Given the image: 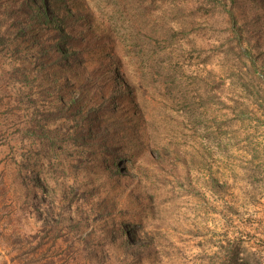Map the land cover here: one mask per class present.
I'll use <instances>...</instances> for the list:
<instances>
[{
    "label": "rangeland",
    "instance_id": "obj_1",
    "mask_svg": "<svg viewBox=\"0 0 264 264\" xmlns=\"http://www.w3.org/2000/svg\"><path fill=\"white\" fill-rule=\"evenodd\" d=\"M80 2L116 42L92 76L99 85L119 63L124 93L108 119L124 129L109 149L43 151L25 121L53 112L47 84L84 69L68 57L55 66L35 5L50 17ZM254 6L0 0V264H216L230 241L264 262V193L250 187L264 184V38L245 25L264 17V0Z\"/></svg>",
    "mask_w": 264,
    "mask_h": 264
},
{
    "label": "trees",
    "instance_id": "obj_2",
    "mask_svg": "<svg viewBox=\"0 0 264 264\" xmlns=\"http://www.w3.org/2000/svg\"><path fill=\"white\" fill-rule=\"evenodd\" d=\"M246 1L251 3L252 8L255 9L256 6L254 5L259 0ZM78 5L74 8L69 7L67 4L64 9L61 8V11H57L59 8L54 7L57 12L50 17L38 5H35L40 23L46 28L53 30L54 40L49 46L51 45L52 53L59 62L55 63V66H60V71L65 70L62 67V63L68 57L77 61L76 63L84 69L78 75H72L68 72L64 82L47 84L43 91H47L51 95L49 102L52 101L54 103L50 109L53 112L41 114L40 119L36 120V124L34 120L33 123H29V121H32L30 118V120L25 121L26 125L23 130L27 133V137L29 139L33 138L32 143L41 147L43 151L65 150L66 146L76 149L80 145L84 146L87 141L92 147L98 146L103 149H109L116 135L124 129L123 126H115L114 122L110 123L108 119V113L114 114L118 106L117 99L124 93V91L118 90V84H116L119 83L117 81L119 63L112 62L110 64L113 71L110 69L105 70L99 85L95 81L97 78L92 76L95 73V66H93L95 62L99 64L98 67L101 69L104 68L105 62L108 63L106 58L104 60L105 47L109 48L110 52H113L116 42L111 38L110 34H102V28H100L96 19H93L91 14L85 11V8H82L81 2ZM231 23L235 29L234 31H238L239 26L237 27L235 17L231 20ZM245 23L251 28L250 33L255 32L258 36L264 38V17H261L260 20L251 17ZM85 25H89L94 30L86 28ZM89 34L91 35L87 38ZM78 38H81L79 45L76 42ZM47 49H42L41 53L46 54ZM81 51L84 55L80 58L78 53H81ZM109 75H113L111 81ZM172 82H175V80L172 79ZM169 96L172 100L178 99L175 91H171ZM193 98L195 97L191 92H184L179 96V99L187 103ZM108 99L111 101V110H109ZM75 107L76 110L72 114L71 111ZM50 115H53V117H49ZM103 123L105 126H102ZM98 134L100 142L95 144L94 141ZM62 137L67 141L62 142ZM39 152L30 148L26 156L37 155ZM24 159L27 163L25 165L29 166L31 158L26 157ZM30 170L31 176L34 177L37 170L35 167H31ZM250 187L252 190L251 197H253L254 192L260 193L261 191L264 193V184H252ZM42 188L43 185L41 186L40 184V189L42 190ZM47 194L45 193L44 195L46 196ZM221 251L222 253L216 256L219 259L216 264H264L262 257L258 256V250L241 246L240 241L228 242L222 246Z\"/></svg>",
    "mask_w": 264,
    "mask_h": 264
}]
</instances>
